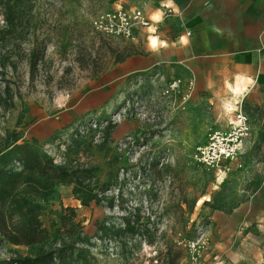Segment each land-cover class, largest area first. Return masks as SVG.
Listing matches in <instances>:
<instances>
[{
	"label": "rangeland",
	"instance_id": "obj_1",
	"mask_svg": "<svg viewBox=\"0 0 264 264\" xmlns=\"http://www.w3.org/2000/svg\"><path fill=\"white\" fill-rule=\"evenodd\" d=\"M147 4L0 0V149L36 141L56 164L91 167L107 188L97 189L102 202L89 206L73 195V186L56 190L41 215L51 241L2 244L0 264L82 233L67 264H84L81 250L91 264H152L149 254L155 253L158 264H249L254 255L264 256L263 240L254 235L264 223V122L257 111L231 101L219 103L218 112L209 103H192L193 81L185 83L160 66L99 93L117 65L146 55L154 28L138 29L127 40L95 31L92 20L104 12L146 10ZM175 81L180 87H173ZM240 111L249 131L239 133L245 139L239 157L215 167L196 162V150L212 132L231 133ZM223 125L227 130L221 131ZM84 130L75 143V133ZM250 199L248 213L244 205ZM66 208L75 209L78 226L67 222L64 230L60 216ZM129 221L134 235L124 232ZM200 229L205 244L194 254L185 244Z\"/></svg>",
	"mask_w": 264,
	"mask_h": 264
},
{
	"label": "crops",
	"instance_id": "obj_2",
	"mask_svg": "<svg viewBox=\"0 0 264 264\" xmlns=\"http://www.w3.org/2000/svg\"><path fill=\"white\" fill-rule=\"evenodd\" d=\"M141 10L154 28L146 55L131 56L117 65L99 93L105 95L112 84L160 66L185 83L193 81L192 103H209L216 111L224 101L244 103L261 115L263 124L264 0H148L147 9ZM225 130L223 125L221 131ZM253 204L250 199L244 209L250 213ZM263 224H257L254 235L264 244ZM254 258L249 264L264 262V256Z\"/></svg>",
	"mask_w": 264,
	"mask_h": 264
},
{
	"label": "trees",
	"instance_id": "obj_3",
	"mask_svg": "<svg viewBox=\"0 0 264 264\" xmlns=\"http://www.w3.org/2000/svg\"><path fill=\"white\" fill-rule=\"evenodd\" d=\"M9 14L10 11L7 20ZM32 56L31 65L35 69V51ZM84 133L85 130L80 135L75 133L77 139L72 140L77 143ZM13 134L19 133L14 130ZM14 135L10 138H15ZM17 161L21 164L16 163L14 167ZM17 164L20 166L17 167ZM64 186H73V195L84 206H89L93 201L97 204L102 202L97 189L100 188L102 193L107 191L105 184L100 186V180L95 178L91 167L56 164L50 155L38 150L36 141L26 143L25 147L10 143L3 150L0 149V245L34 246L51 241L50 231L44 226L41 215L48 200ZM75 218V209H64L60 216L64 230L68 229L67 222L71 226H78ZM124 232L135 234L131 221L125 223ZM82 235L79 234L74 241L70 239L72 236L66 241L53 240L48 250H41L35 256H17L7 264H67L74 256L73 247L82 241ZM81 253L84 251L78 253V259L84 260V264H91L87 258L83 259Z\"/></svg>",
	"mask_w": 264,
	"mask_h": 264
},
{
	"label": "built area",
	"instance_id": "obj_4",
	"mask_svg": "<svg viewBox=\"0 0 264 264\" xmlns=\"http://www.w3.org/2000/svg\"><path fill=\"white\" fill-rule=\"evenodd\" d=\"M150 24L151 21L141 9L130 12L123 10L104 12L92 20V27L95 31L109 37L127 40L134 39V35L138 29L149 28ZM173 87H180V81L173 82ZM169 88L172 90V85ZM169 92L170 90L167 89L166 93L169 94ZM234 122H237L239 125L236 126L235 123H231L233 129L228 135L222 134L219 131L211 133L208 144L196 150L194 154L196 162L207 167H215L219 166L222 162L232 161L239 157L245 141L241 135H246L249 131V127H247L249 120L240 111L236 115ZM204 238V231L200 229L197 237L188 241L185 246L194 254H197L205 244ZM155 256L156 253L153 255L149 254V257H152V264L159 263Z\"/></svg>",
	"mask_w": 264,
	"mask_h": 264
},
{
	"label": "bare ground",
	"instance_id": "obj_5",
	"mask_svg": "<svg viewBox=\"0 0 264 264\" xmlns=\"http://www.w3.org/2000/svg\"><path fill=\"white\" fill-rule=\"evenodd\" d=\"M152 40H153V38H152ZM154 43L156 44V41H155V40H153V43H152V44H154ZM235 87H236V86H235ZM231 89H233L234 92H236V90H237V89H234V88H232V87H231ZM237 92H238V91H237ZM238 93H239V92H238ZM234 94H235V93H234ZM233 124H234V123H233ZM235 124H236V126L239 125L237 122H235Z\"/></svg>",
	"mask_w": 264,
	"mask_h": 264
}]
</instances>
